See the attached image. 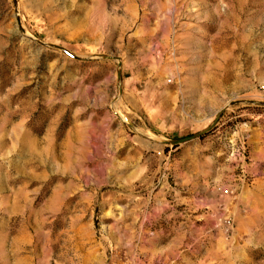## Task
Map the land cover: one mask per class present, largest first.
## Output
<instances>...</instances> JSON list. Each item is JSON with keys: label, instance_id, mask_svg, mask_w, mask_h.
<instances>
[{"label": "rangeland", "instance_id": "1", "mask_svg": "<svg viewBox=\"0 0 264 264\" xmlns=\"http://www.w3.org/2000/svg\"><path fill=\"white\" fill-rule=\"evenodd\" d=\"M0 264H264V0H0Z\"/></svg>", "mask_w": 264, "mask_h": 264}, {"label": "water", "instance_id": "2", "mask_svg": "<svg viewBox=\"0 0 264 264\" xmlns=\"http://www.w3.org/2000/svg\"><path fill=\"white\" fill-rule=\"evenodd\" d=\"M208 130L204 131V132H201V133H198L196 135H192L190 137H186V138H182V139H177V140H174L172 141L175 145H178V144H182V143H186L188 141H191V140H194V139H197V138H200L201 136H203L205 133H207Z\"/></svg>", "mask_w": 264, "mask_h": 264}]
</instances>
